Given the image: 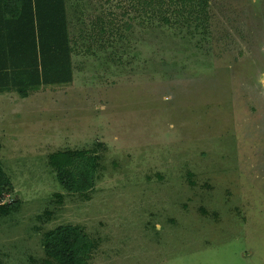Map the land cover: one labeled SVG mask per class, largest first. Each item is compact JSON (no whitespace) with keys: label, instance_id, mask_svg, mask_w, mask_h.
Here are the masks:
<instances>
[{"label":"rangeland","instance_id":"1","mask_svg":"<svg viewBox=\"0 0 264 264\" xmlns=\"http://www.w3.org/2000/svg\"><path fill=\"white\" fill-rule=\"evenodd\" d=\"M67 7L73 84L0 95V204L22 201L3 263L42 264L41 233L70 223L100 240L90 264H264V0L214 1L199 28L180 6L169 25L137 0ZM94 149L90 197L46 219L48 157Z\"/></svg>","mask_w":264,"mask_h":264},{"label":"trees","instance_id":"2","mask_svg":"<svg viewBox=\"0 0 264 264\" xmlns=\"http://www.w3.org/2000/svg\"><path fill=\"white\" fill-rule=\"evenodd\" d=\"M137 1L145 10L160 11L165 25L170 24L167 7L189 9L196 13V28H199L206 27L210 19L208 10L218 0ZM75 45L67 0H0V95L14 92L25 99L43 88L72 85ZM102 163L103 157L96 149L51 154L47 165L56 174L65 194L53 197L58 210L45 212L46 219L59 211L67 198L88 199L95 189ZM12 190V181L0 159V200ZM21 203L18 200L0 204V217L18 211ZM41 234L45 254L42 264H90L99 249L100 240L91 237L81 225L60 224ZM0 264H4L1 259Z\"/></svg>","mask_w":264,"mask_h":264}]
</instances>
